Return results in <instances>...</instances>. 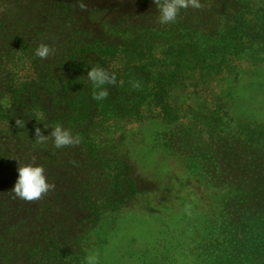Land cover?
I'll return each mask as SVG.
<instances>
[{
    "label": "trees",
    "instance_id": "obj_1",
    "mask_svg": "<svg viewBox=\"0 0 264 264\" xmlns=\"http://www.w3.org/2000/svg\"><path fill=\"white\" fill-rule=\"evenodd\" d=\"M203 1L211 11L197 26L196 49L220 58L216 70L225 69L239 86L249 78L248 89L264 74V0ZM140 4L0 0V264H15L20 248L24 262L89 264L94 249L106 245V227L127 214L160 217L170 205L176 216L198 220L195 237L227 239L224 248L209 250L216 258L224 255L220 264H264V122L237 119L209 92L204 102L214 109L195 133L218 142L210 148L211 165L195 171L196 183L207 180L195 194L187 170L177 164V117L168 112L164 91L153 86L158 74L165 80L177 74H161L156 62L165 56L150 39L139 54L127 53L153 13L150 1ZM92 48L104 68L120 60L110 77L88 86L81 56ZM149 48L154 52L145 54ZM155 107L159 112L149 113ZM129 127L136 133L129 135ZM101 136L106 144H99ZM118 144L125 150L120 157ZM72 166L73 178L59 183ZM56 214L57 227H41ZM25 227L43 240L38 251L21 246Z\"/></svg>",
    "mask_w": 264,
    "mask_h": 264
},
{
    "label": "rangeland",
    "instance_id": "obj_2",
    "mask_svg": "<svg viewBox=\"0 0 264 264\" xmlns=\"http://www.w3.org/2000/svg\"><path fill=\"white\" fill-rule=\"evenodd\" d=\"M148 1L151 4L150 9L153 11V13L151 12L152 16L146 17L145 32L133 46L134 50H129L127 53L133 54L132 57L139 54V50L146 47L142 45L144 41L150 39L153 41L155 50L165 56L164 59L156 62L161 74L167 70L173 75L177 74L174 79L170 80H165V76L158 74L153 86L158 85L160 91H164L165 100L168 102L166 107L170 108L168 112H173L177 117V123L174 126L178 128L179 142L182 147L177 164L187 170L191 179L190 184L196 190L194 193L198 194L200 190H205L207 180L206 177H200V183H196L195 171L200 173L205 164L211 165V162L207 163V160L211 158L210 148L211 145L218 142L212 140L206 132L201 135L195 133L200 125L209 123L210 114L214 109L209 103L204 102V98L211 96L209 93L211 92L218 101H222L228 107V110L237 119L245 122L259 123L260 121L263 123L264 74L261 77L256 76L246 89L245 85L250 81L249 78L239 86L232 77H228L227 73H224L225 69L216 70L215 67L221 62L220 58L212 54L204 56L196 49L194 41L195 39L199 40V34L196 32L197 26L207 16V12L211 11V7L203 0H142L140 5H146ZM205 6L206 11H204ZM2 14L3 9L1 8L0 15ZM204 42L207 48V43L210 40L204 37ZM93 50L92 48L91 52L81 56L82 64L90 73L88 80L91 83L88 86H94L101 76L103 78L104 76L110 77L108 72H112L120 60L119 58L114 63H107L104 68L101 61L97 59L100 54H95ZM150 51L154 52L149 48L145 54H149ZM207 57L212 58L215 63H212ZM224 68L226 67L224 66ZM101 91H104V88ZM70 92L75 94L77 91ZM44 110L46 109L44 108ZM159 110L160 108L155 107L148 111L156 114ZM68 125V123L62 124V127L67 128L66 133L70 130ZM148 129L154 130V128ZM117 130L121 132L120 128ZM128 130V134L131 135L135 134L137 129L129 127ZM171 130H173L172 127ZM101 137L103 138L99 144H106L108 138ZM114 150L119 157L125 155L124 146L121 144H118ZM33 158L30 166L34 164ZM72 168L73 166L68 168L66 180L59 183H66L73 178L75 170ZM229 172L227 169L226 173ZM3 173L6 174V170ZM221 173L219 170L214 176L219 178ZM95 192L98 194L97 191ZM200 196H203V192H200ZM69 215L72 219L74 213L69 212ZM170 215L173 217L168 218ZM160 217L155 218L147 214H127L117 220L112 227H106L103 231L106 245L94 249L89 264H207V261H204L205 257L210 258L214 264L225 261L224 255L216 258L209 250H213L212 248L216 245L224 248L227 246V239L223 236L211 238V240L195 237L192 234V229L200 225L195 217H191V214L176 216V210L170 205L169 210ZM59 221L60 217L56 214L55 219L49 220L41 227L52 231L53 227H57ZM69 227L75 228L74 220L69 223ZM78 230L75 229L74 233ZM38 234L33 231V227H25L21 235L27 237L21 239V246L25 243L28 244L32 247L31 253H33L34 246L38 247L37 251L41 249L43 240L38 241ZM31 236L35 237L34 243L27 239ZM59 239L55 242L56 247L59 246ZM49 244L51 246L52 242L49 241ZM19 254V257L17 255L14 257L15 264H34L22 261L24 257L21 248ZM209 262L213 264L211 261Z\"/></svg>",
    "mask_w": 264,
    "mask_h": 264
}]
</instances>
